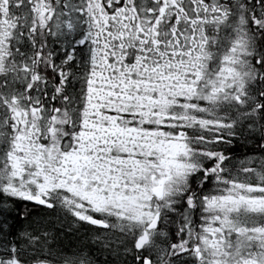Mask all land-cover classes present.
<instances>
[{
	"label": "snow or ice",
	"instance_id": "snow-or-ice-1",
	"mask_svg": "<svg viewBox=\"0 0 264 264\" xmlns=\"http://www.w3.org/2000/svg\"><path fill=\"white\" fill-rule=\"evenodd\" d=\"M0 264H264V0H0Z\"/></svg>",
	"mask_w": 264,
	"mask_h": 264
}]
</instances>
